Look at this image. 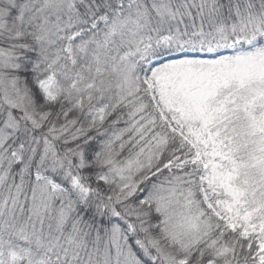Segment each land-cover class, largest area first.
Returning a JSON list of instances; mask_svg holds the SVG:
<instances>
[{"label": "snow or ice", "instance_id": "1", "mask_svg": "<svg viewBox=\"0 0 264 264\" xmlns=\"http://www.w3.org/2000/svg\"><path fill=\"white\" fill-rule=\"evenodd\" d=\"M0 264H264V0H0Z\"/></svg>", "mask_w": 264, "mask_h": 264}]
</instances>
